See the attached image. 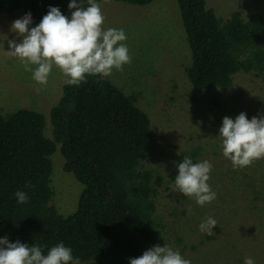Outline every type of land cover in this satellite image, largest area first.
Instances as JSON below:
<instances>
[{"label":"trees","instance_id":"obj_1","mask_svg":"<svg viewBox=\"0 0 264 264\" xmlns=\"http://www.w3.org/2000/svg\"><path fill=\"white\" fill-rule=\"evenodd\" d=\"M110 1L146 6L154 0ZM175 1L189 49L183 72L193 90H226L242 73L264 76V17L235 11L220 18L205 0ZM70 2L0 0V14L31 13V29L51 7L70 19ZM137 101L105 78L89 76L79 87L63 83L48 111L49 137L45 116L35 110L0 115V239L38 244L45 255L63 243L80 264H129L153 246L168 245L156 200L166 183L174 186L178 163L186 157L199 162V150L178 155L166 178L146 167L156 141ZM56 151L63 171L82 186L68 216L50 205ZM29 182L34 187H26ZM18 190L27 192V203H17Z\"/></svg>","mask_w":264,"mask_h":264},{"label":"rangeland","instance_id":"obj_2","mask_svg":"<svg viewBox=\"0 0 264 264\" xmlns=\"http://www.w3.org/2000/svg\"><path fill=\"white\" fill-rule=\"evenodd\" d=\"M97 3L105 17L103 27L123 29L127 36L132 63L105 79L125 95L137 97V106L148 115L156 143L144 165L166 178L177 156L194 149L199 150V162L212 164L207 183L217 197L210 204L198 206L167 183L156 200L168 246L191 264H244L247 257L264 264V159L234 170L222 154L219 137L224 117L235 120L241 112L249 120L264 117V76L242 73L226 90L195 91L183 72L189 64V49L175 0H154L146 6L110 0ZM205 4L220 18L235 11L245 17L251 13L264 17V0H205ZM23 16L20 10L0 14V115L35 110L45 116L49 137L48 111L66 77L54 67L48 85L38 92L32 73L6 55L9 40L20 42L11 25ZM50 160V205L68 216L76 208L82 186L63 171L57 151ZM209 217L217 221L213 236L199 230Z\"/></svg>","mask_w":264,"mask_h":264},{"label":"clouds","instance_id":"obj_3","mask_svg":"<svg viewBox=\"0 0 264 264\" xmlns=\"http://www.w3.org/2000/svg\"><path fill=\"white\" fill-rule=\"evenodd\" d=\"M87 7H83L84 4ZM71 18L63 15L59 8L51 7L40 23L29 29L32 24L31 13L15 20L11 31L20 38L8 41L6 55L20 61L24 71L32 73V79L43 90L48 85L53 68L66 77L65 84L79 87L87 82V77L108 78L113 71L122 72L125 65L132 63V57L125 43L123 29L103 27L105 17L96 0H71L68 4ZM222 141V154L233 169L250 167L254 162L264 159V117L249 120L241 112L235 120L224 117L219 128ZM173 192H179L195 200L198 206L213 202L217 194L207 183L210 179L212 164L207 161L193 163L185 158L178 163ZM26 187H34L29 182ZM17 203L28 202L25 191H16ZM190 212V210H189ZM217 221L209 217L201 223L199 230L213 236ZM0 264H80L73 258L72 250L63 243L51 247L45 255L41 246L9 243L7 237L0 239ZM129 264H191L178 250L170 246H153L143 254L129 260ZM244 264H255L251 257Z\"/></svg>","mask_w":264,"mask_h":264}]
</instances>
